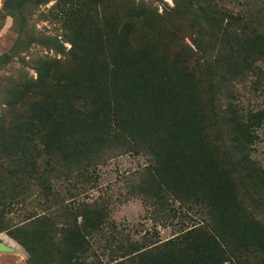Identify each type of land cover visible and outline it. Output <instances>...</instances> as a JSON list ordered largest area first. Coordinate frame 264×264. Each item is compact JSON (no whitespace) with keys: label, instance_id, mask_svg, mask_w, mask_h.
Segmentation results:
<instances>
[{"label":"trees","instance_id":"16d2710c","mask_svg":"<svg viewBox=\"0 0 264 264\" xmlns=\"http://www.w3.org/2000/svg\"><path fill=\"white\" fill-rule=\"evenodd\" d=\"M50 1L0 8L15 34L0 71L33 45L53 52L3 91L0 233L26 264H264V165L254 157L264 109L228 99L263 73L259 3L173 0L160 12L146 0H57L40 13L62 29L51 34L33 22ZM115 151L149 159L131 196L202 221L112 247L109 200L87 199Z\"/></svg>","mask_w":264,"mask_h":264},{"label":"rangeland","instance_id":"374dc122","mask_svg":"<svg viewBox=\"0 0 264 264\" xmlns=\"http://www.w3.org/2000/svg\"><path fill=\"white\" fill-rule=\"evenodd\" d=\"M57 0H51L48 4L42 5L34 14L33 22L36 23L37 30L45 33L60 34L62 29L59 24L51 23L41 19L40 13L47 11ZM159 5L160 12H163L168 7L174 6L173 0H146ZM236 8H240L239 2L244 0H233ZM259 3L263 13L260 17L264 20V0H255ZM2 0H0V8ZM264 22V21H263ZM13 19L8 17L4 24L0 26V54L9 50L14 42V32L12 31ZM68 46L70 44L67 43ZM53 54L39 45H33L30 50L24 53L25 61L22 58L16 57L6 68L0 71V107L2 102L3 91L11 81L20 80L24 74L36 76L33 69L34 60L45 54ZM260 66L263 73L260 76L250 75L244 81L238 82L234 87L235 92L228 98L231 101L239 104L244 110H261L264 109V61H260ZM259 139L256 144L254 157L264 165V124L258 130ZM116 155V156H114ZM105 162L98 166L97 172L100 177L98 183L89 192L87 200L93 201L100 197L109 200L111 209L110 219L112 227L109 228L111 234L118 238L112 242V247L124 243L141 241L144 237L152 240L165 241L174 237L182 228H185L188 223L194 221H202V216L195 211H188V214H178L174 217L161 214L155 209V206L149 205L142 199L131 196L130 188L139 175L146 168L149 159L144 155H134L131 153H119L115 151ZM80 199L83 198L81 195ZM179 203H176L178 207ZM178 210L180 212L181 208ZM168 217V219H166ZM193 217V218H192ZM22 217L18 214L11 216L13 223L19 222ZM191 225V224H189ZM0 238L7 245L13 246L14 250L1 252L0 264H26L27 252L6 232L0 233ZM95 249L98 253H102L99 246ZM110 248L106 250V257L109 256Z\"/></svg>","mask_w":264,"mask_h":264},{"label":"water","instance_id":"95a60500","mask_svg":"<svg viewBox=\"0 0 264 264\" xmlns=\"http://www.w3.org/2000/svg\"><path fill=\"white\" fill-rule=\"evenodd\" d=\"M14 250L13 246L7 245L3 240L0 238V251L1 252H7V251H12Z\"/></svg>","mask_w":264,"mask_h":264}]
</instances>
